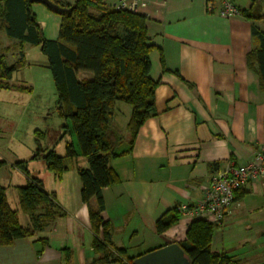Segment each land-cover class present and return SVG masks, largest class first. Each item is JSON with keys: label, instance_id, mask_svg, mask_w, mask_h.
I'll list each match as a JSON object with an SVG mask.
<instances>
[{"label": "crops", "instance_id": "obj_1", "mask_svg": "<svg viewBox=\"0 0 264 264\" xmlns=\"http://www.w3.org/2000/svg\"><path fill=\"white\" fill-rule=\"evenodd\" d=\"M113 1L103 0L107 7ZM233 1L240 10L252 5V0ZM218 8V0H140L138 5L153 45L149 75L156 82L155 114L140 125L131 150L111 160L119 180L101 189L100 213L112 248L133 259L163 246L161 236L184 241L197 217L176 210V222L161 233L157 218L179 202L195 203L215 172L250 161L264 143V87L257 64L247 62L259 46L251 27L263 32L264 20L241 12L226 18ZM29 9L42 36L57 40L60 15L39 2H30ZM27 45L38 49L36 61H29ZM24 47V65L12 77L37 66L47 70L39 46ZM82 159L72 164L73 182L65 181V171L61 178L53 175V187L43 185L63 215L31 236L0 245V264H116L99 262L92 248L89 207L95 209L96 200L91 197L89 205L80 200L77 168L87 166ZM25 215L23 226H29ZM211 251L238 264H264V176L240 188L224 220L213 223Z\"/></svg>", "mask_w": 264, "mask_h": 264}, {"label": "trees", "instance_id": "obj_2", "mask_svg": "<svg viewBox=\"0 0 264 264\" xmlns=\"http://www.w3.org/2000/svg\"><path fill=\"white\" fill-rule=\"evenodd\" d=\"M52 1L70 8L68 11L49 8L60 15L57 40L42 36L29 9V0H0V30L21 44L39 46L46 58L57 91V108L70 120L79 155L87 162V166L77 168L79 196L87 205L91 197L96 200V208L89 207V219L92 248L100 254L98 261L133 264V258L124 249L112 248L107 224L100 216L104 209L101 189L119 180L111 160L131 150L140 125L155 114L156 82L149 75V53L153 45L147 36L146 17L107 7L103 0H74L71 4ZM260 9L263 11L259 14ZM240 12L248 18L261 16L264 20V0H252V5ZM251 32L259 46L247 54V62L257 64L264 87V31L252 26ZM23 64L24 53H20L12 64L6 63L0 55V89L12 88L9 80ZM79 72L89 75L79 77ZM118 101L131 107L124 127H119L118 119L115 120V103ZM123 142L125 146L116 150ZM77 155L72 145L67 144L63 156L49 150L43 160L46 168L56 178H61L67 169L64 159H75ZM2 163L0 161V165ZM16 164L22 165L26 175L24 183L16 186V192L20 209L28 215L30 223L29 226L20 224L17 210L10 207L5 188L0 185V245H10L15 239L31 236L33 231L44 229L63 215L54 193L47 191L38 177L27 173L25 162ZM176 219L175 208L164 212L155 222L157 233L173 225ZM212 233L213 223L204 218L197 217L189 223L186 238L179 243L189 264H238V260L211 251Z\"/></svg>", "mask_w": 264, "mask_h": 264}, {"label": "rangeland", "instance_id": "obj_3", "mask_svg": "<svg viewBox=\"0 0 264 264\" xmlns=\"http://www.w3.org/2000/svg\"><path fill=\"white\" fill-rule=\"evenodd\" d=\"M262 11L260 9L259 14ZM23 50L24 44L8 38L4 30H0V55L6 63L15 62ZM26 50L30 54L29 61H36L38 49L27 45ZM9 83L11 89H0V161H3L0 165V185L5 188L10 207L17 210L20 223L25 225L27 216L20 209L16 186L24 183L26 175L22 165L16 163L25 162L27 173L38 177L44 186L50 188L54 186V179L43 160L47 151L54 150L63 156L67 144H71L77 152L76 159H64L67 182L73 180L75 166L72 167V164L77 162L80 165L83 157L79 155L70 120L64 118L57 108V91L48 69L37 66L33 70L17 71ZM115 111L117 125L124 127L131 107L118 101ZM125 133L124 130V138ZM123 146L124 142L116 146V150ZM34 155L36 157L32 158Z\"/></svg>", "mask_w": 264, "mask_h": 264}, {"label": "built area", "instance_id": "obj_4", "mask_svg": "<svg viewBox=\"0 0 264 264\" xmlns=\"http://www.w3.org/2000/svg\"><path fill=\"white\" fill-rule=\"evenodd\" d=\"M209 3L212 0H208ZM218 12L223 17H231L240 13L233 0H218ZM140 0H114V9L136 12ZM264 176V143L255 152L252 159L243 164L230 165L224 170L215 172L202 190L199 200L190 204L179 202L176 210L190 217H201L214 224H220L230 212L235 192L245 184Z\"/></svg>", "mask_w": 264, "mask_h": 264}, {"label": "water", "instance_id": "obj_5", "mask_svg": "<svg viewBox=\"0 0 264 264\" xmlns=\"http://www.w3.org/2000/svg\"><path fill=\"white\" fill-rule=\"evenodd\" d=\"M29 2H39L55 11H68L70 8L60 6L52 0H29ZM164 245L150 250L133 259V264H189L190 260L185 255L181 246L171 239L161 236Z\"/></svg>", "mask_w": 264, "mask_h": 264}]
</instances>
